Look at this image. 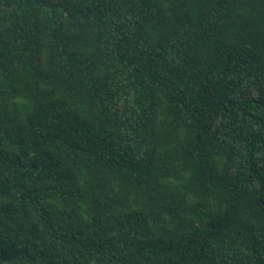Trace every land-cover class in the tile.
I'll return each instance as SVG.
<instances>
[{
    "label": "trees",
    "instance_id": "trees-1",
    "mask_svg": "<svg viewBox=\"0 0 264 264\" xmlns=\"http://www.w3.org/2000/svg\"><path fill=\"white\" fill-rule=\"evenodd\" d=\"M0 264H264V0H0Z\"/></svg>",
    "mask_w": 264,
    "mask_h": 264
}]
</instances>
